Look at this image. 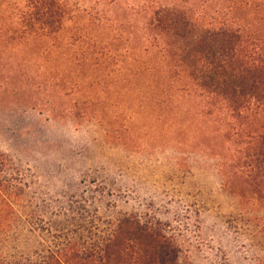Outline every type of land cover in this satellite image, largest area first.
Masks as SVG:
<instances>
[{"label": "rangeland", "instance_id": "rangeland-1", "mask_svg": "<svg viewBox=\"0 0 264 264\" xmlns=\"http://www.w3.org/2000/svg\"><path fill=\"white\" fill-rule=\"evenodd\" d=\"M60 1L46 28L0 0V253L53 247L73 210L105 229L126 213L170 225L178 264H264V182L229 173L191 81L164 74L147 0Z\"/></svg>", "mask_w": 264, "mask_h": 264}, {"label": "trees", "instance_id": "trees-1", "mask_svg": "<svg viewBox=\"0 0 264 264\" xmlns=\"http://www.w3.org/2000/svg\"><path fill=\"white\" fill-rule=\"evenodd\" d=\"M147 1L139 11L147 18L148 42L161 48L171 69L164 74L177 71L191 81L204 115L222 132L229 173L251 186L263 183L264 0H180L186 6L174 7ZM64 15L60 0H24L21 11L24 23L46 28L61 24ZM4 160L0 153L1 165ZM5 186L0 181V193ZM60 216L66 222L56 223L53 247L39 243L42 250L0 253V264H178L183 252L170 225L137 214L117 216L107 229L82 224L73 210Z\"/></svg>", "mask_w": 264, "mask_h": 264}]
</instances>
